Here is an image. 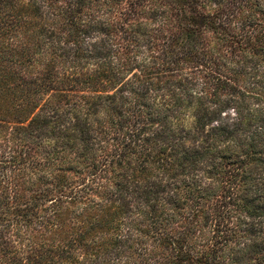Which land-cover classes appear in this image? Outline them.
Returning <instances> with one entry per match:
<instances>
[{"label":"trees","instance_id":"obj_1","mask_svg":"<svg viewBox=\"0 0 264 264\" xmlns=\"http://www.w3.org/2000/svg\"><path fill=\"white\" fill-rule=\"evenodd\" d=\"M0 264H264V0H0Z\"/></svg>","mask_w":264,"mask_h":264},{"label":"rangeland","instance_id":"obj_2","mask_svg":"<svg viewBox=\"0 0 264 264\" xmlns=\"http://www.w3.org/2000/svg\"><path fill=\"white\" fill-rule=\"evenodd\" d=\"M161 46L162 44H158L152 51L156 52V53H160L161 52ZM230 112H232L231 110H229Z\"/></svg>","mask_w":264,"mask_h":264}]
</instances>
